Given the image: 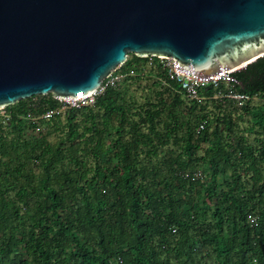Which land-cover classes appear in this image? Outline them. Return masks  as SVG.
I'll return each mask as SVG.
<instances>
[{
  "label": "trees",
  "instance_id": "16d2710c",
  "mask_svg": "<svg viewBox=\"0 0 264 264\" xmlns=\"http://www.w3.org/2000/svg\"><path fill=\"white\" fill-rule=\"evenodd\" d=\"M144 60L92 107L0 114V264H264V57L233 74L241 108L223 85L189 101Z\"/></svg>",
  "mask_w": 264,
  "mask_h": 264
},
{
  "label": "water",
  "instance_id": "95a60500",
  "mask_svg": "<svg viewBox=\"0 0 264 264\" xmlns=\"http://www.w3.org/2000/svg\"><path fill=\"white\" fill-rule=\"evenodd\" d=\"M197 80L264 57V0H0V109L92 94L128 55Z\"/></svg>",
  "mask_w": 264,
  "mask_h": 264
},
{
  "label": "built area",
  "instance_id": "2783aa9c",
  "mask_svg": "<svg viewBox=\"0 0 264 264\" xmlns=\"http://www.w3.org/2000/svg\"><path fill=\"white\" fill-rule=\"evenodd\" d=\"M141 59H145L142 67L145 70L147 69L153 71L150 77H153L156 80L160 81L162 85H165L168 82L178 84L179 90L189 101L203 100L205 97H200L199 94L201 90L207 87H211L213 91H217L220 85H223L225 87V92H216V98L223 97L233 100L238 108H241L247 101L250 100L247 95L235 92V88L238 85V82L233 77V74L236 72L234 71V69H228L224 71L220 67L221 72L218 75H215L208 80L202 81L197 80L194 76H192L191 67H189L186 72H179L178 70H176V60L173 58L160 56L156 58L146 57ZM124 63L119 65L114 71H112L110 75L103 81L100 87L92 94H83L82 96L69 99H55L59 102V106L57 108L48 110L38 117L28 116V120L34 123L39 119L49 120L55 115L61 114L65 109L86 107L89 103L94 101V98L96 96L103 94L107 87L117 86L124 78H133L138 76V74L133 70L128 71V73H123L122 66L124 65ZM39 132L40 128H35L34 133L38 134ZM196 176L199 177V174H196ZM248 221L250 225L255 224V219L251 216L248 217Z\"/></svg>",
  "mask_w": 264,
  "mask_h": 264
},
{
  "label": "rangeland",
  "instance_id": "374dc122",
  "mask_svg": "<svg viewBox=\"0 0 264 264\" xmlns=\"http://www.w3.org/2000/svg\"><path fill=\"white\" fill-rule=\"evenodd\" d=\"M151 82L149 81V82H142V85L141 86H143L144 88H149L150 90H152V87H151ZM148 95L149 94V92H147V90H141V89H132L131 91H129V95L132 97V99H135V101H138V102H141L142 103V99H143V97L145 96V95ZM47 97V96H46ZM38 96L37 97H34L33 99H32V102L33 103H37L38 102ZM258 101H260V99L258 98V99H254L253 100V104L254 103H256V102H258ZM93 102L94 101H92L91 103H89L86 107H92V105H93ZM75 108H77V107H75ZM68 109H65L63 112H62V114H64L66 111H67ZM0 114H4V109H0Z\"/></svg>",
  "mask_w": 264,
  "mask_h": 264
}]
</instances>
